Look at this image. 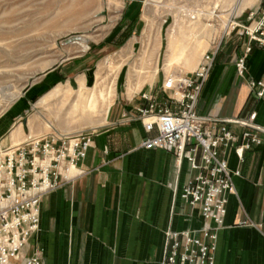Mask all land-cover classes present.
Masks as SVG:
<instances>
[{
	"label": "crops",
	"instance_id": "obj_1",
	"mask_svg": "<svg viewBox=\"0 0 264 264\" xmlns=\"http://www.w3.org/2000/svg\"><path fill=\"white\" fill-rule=\"evenodd\" d=\"M140 1L131 0L122 31L111 35V43L124 30L135 28ZM217 17L227 19L222 28L229 31L236 15L230 10ZM249 43L242 30L223 36L199 98V113L249 118L255 112V122L264 125V97L249 84L250 79L264 77V49L251 42L245 77L236 66ZM141 103L138 97L137 104ZM134 109L135 105L112 110L110 122L96 133L79 164L83 174L43 197L41 230L34 243L42 248L44 264H161L168 228L201 226L199 209L180 197L191 174L188 162L178 168L173 153L143 148V140L153 133H147L139 119L125 120ZM231 127L238 134L243 131ZM226 158L241 175L234 178L235 193L229 196L219 231L215 264H264V142L245 150L243 159L232 147Z\"/></svg>",
	"mask_w": 264,
	"mask_h": 264
},
{
	"label": "rangeland",
	"instance_id": "obj_2",
	"mask_svg": "<svg viewBox=\"0 0 264 264\" xmlns=\"http://www.w3.org/2000/svg\"><path fill=\"white\" fill-rule=\"evenodd\" d=\"M130 2L0 0V149L16 146L29 135L99 133L104 125L94 129L77 121L75 106L83 90L90 92L101 86L97 90L110 94V106L96 117L97 124L110 122L116 108L138 105L142 90L151 89L163 97L165 77L170 73L191 74L198 66L189 69L182 56L187 50L179 49L177 39L171 41L170 36L171 31H180L187 39L192 31L188 14H198L203 25L213 27L206 36L203 56L215 50L214 62L226 32L242 30L249 36L250 43L236 61L242 77L246 76L251 42L264 49V30L255 33V38L252 35L262 18L264 0H253L246 9L240 0H141L135 28L130 26L111 43V35L122 31ZM230 10L236 17L232 18V28L223 31L222 25L228 21L217 16ZM253 22L257 23L254 28ZM244 56L245 70L241 73L238 62ZM263 79H250L249 84ZM129 88L136 92L132 98L127 95ZM75 170L84 172L81 167ZM40 230L29 239L25 253L32 255L38 249L44 261L42 248L34 243Z\"/></svg>",
	"mask_w": 264,
	"mask_h": 264
},
{
	"label": "built area",
	"instance_id": "obj_3",
	"mask_svg": "<svg viewBox=\"0 0 264 264\" xmlns=\"http://www.w3.org/2000/svg\"><path fill=\"white\" fill-rule=\"evenodd\" d=\"M260 30H264V10L252 35ZM261 43L264 46V39ZM215 53L205 54L191 74L165 77L163 99L151 89L140 91L142 103L125 116L127 122L141 120L145 131L153 133L143 140V148L171 152L178 168L186 160L191 169L180 197L199 209L202 224L181 231L168 228L162 264H215L219 231L224 227L229 196L235 193L234 178L241 175L240 169L230 168L226 152L235 147L243 159L245 150L264 142V125L255 122V112L249 118L199 113V98ZM238 66L243 73L245 56ZM251 87L258 97H264V79L252 80ZM232 125L242 128L241 134ZM96 133L29 135L16 146L0 149V264H44L40 250L25 253L29 239L40 227L41 201L83 173L79 164ZM73 168L80 172L70 175Z\"/></svg>",
	"mask_w": 264,
	"mask_h": 264
},
{
	"label": "bare ground",
	"instance_id": "obj_4",
	"mask_svg": "<svg viewBox=\"0 0 264 264\" xmlns=\"http://www.w3.org/2000/svg\"><path fill=\"white\" fill-rule=\"evenodd\" d=\"M240 1L242 2L241 3V6H243L242 8L246 9L247 7L252 5L253 0H240ZM188 16L191 22L188 28L190 27V29H192V31H189L188 33V37H187L188 40L185 39L186 38L185 35L180 33V31L179 32L171 31L170 36H171V41H174L175 39H177L176 45L178 48L180 46L179 49L187 50L186 52L188 53H184L182 54V56L183 57L185 56L183 59L190 66L189 69L193 70L198 65V63L201 60V57L205 53L204 51L206 50V45H204V43L206 41V36L209 37L211 32L214 30H213V27L210 25L209 26L203 25L201 22V18L198 14L193 13V14H188ZM256 25L257 23L253 22L252 28H254ZM201 27H203V29ZM99 88H101V86L96 87L90 92L84 91V90L81 91L80 89L81 92L79 93V102L75 106L77 107L76 109H77V112L79 113V115L77 116V121H79V123H84L86 126H89L90 128H94V129L100 126H103L105 124V123L97 124L98 121L96 120V117L101 112H103L104 109L106 108L108 109V107L110 106V94H105L104 91L97 90ZM57 91L58 90H55L51 92L48 96L43 98L42 99L43 102L46 101L47 97L56 93ZM135 93L136 92H134L132 88H129L128 96L130 98H132ZM4 145H5V142L3 143V146ZM73 169H78V168H73Z\"/></svg>",
	"mask_w": 264,
	"mask_h": 264
}]
</instances>
